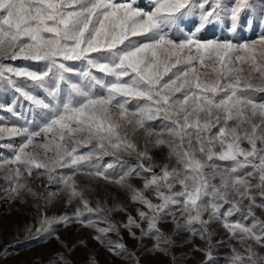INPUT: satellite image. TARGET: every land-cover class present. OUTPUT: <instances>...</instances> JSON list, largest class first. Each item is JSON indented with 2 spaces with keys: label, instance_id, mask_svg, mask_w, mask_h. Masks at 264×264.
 Returning a JSON list of instances; mask_svg holds the SVG:
<instances>
[{
  "label": "snow or ice",
  "instance_id": "1",
  "mask_svg": "<svg viewBox=\"0 0 264 264\" xmlns=\"http://www.w3.org/2000/svg\"><path fill=\"white\" fill-rule=\"evenodd\" d=\"M233 3L224 11L230 30L249 6L248 0ZM206 4L209 0H154V10L142 11L117 0H0V81L14 85L13 76L26 77L51 97L46 102L16 89L44 115L34 127L27 123L0 127V139L5 134L22 138L13 157L0 163L11 192L18 195L27 188L21 183L25 174L41 170L39 175L58 179L69 190V202L80 198L77 218L95 214L99 205L93 208L77 190L74 176L84 172L110 179L106 171L120 162L119 155L134 154L140 163L113 182L129 187L131 199L146 209L138 212L148 225L142 232L158 234L161 214L178 209L189 226L219 220L242 240L264 239V222L257 235L255 222L250 226L228 220L242 213L244 201L245 219L255 216L254 206L264 208V103H256L252 96L264 92V34L250 43L201 40L197 34L220 17L215 2L208 8ZM193 15L198 16L197 23L181 38H172L178 22ZM260 15L264 18V10ZM137 36L145 39H132ZM16 59L43 61L46 70L3 63ZM69 61L81 63L74 66ZM157 119L162 131L156 133L155 144L167 145L179 164L172 169L164 165L159 174L144 165L148 153L137 151L129 138V126L152 136L148 122ZM164 134L170 139H161ZM245 142L248 147H242ZM105 156L115 159L98 168ZM94 159L95 163H85ZM63 168L71 169V174H57ZM136 168L149 174L142 189L124 185ZM149 189L157 202L145 195ZM67 219L45 218L43 223L51 226ZM104 222L108 227L97 228L98 232L114 230ZM135 223L130 217L129 225ZM245 251L247 255L233 249L229 264H257L251 247Z\"/></svg>",
  "mask_w": 264,
  "mask_h": 264
},
{
  "label": "rangeland",
  "instance_id": "2",
  "mask_svg": "<svg viewBox=\"0 0 264 264\" xmlns=\"http://www.w3.org/2000/svg\"><path fill=\"white\" fill-rule=\"evenodd\" d=\"M118 3H131L142 11L154 10V0H117ZM213 2L219 7L220 17L212 25L207 26L198 37L207 41L212 39L230 40L232 43L252 42L264 34V24L260 12L264 10V0H248L249 6L240 14L235 30H230V19L224 14L229 6H234L233 0H209L208 8ZM198 16L183 18L178 22V28H173L170 35L174 39L181 38L189 28L197 23ZM143 41L144 36L132 37ZM96 55V54H93ZM3 63L13 67H25L31 71H45V62L25 59L4 60ZM69 65L80 66L79 61L66 62ZM15 84L0 81V127H21L26 123L30 127L41 123L44 110L32 105L17 88L46 100H51L46 89L36 86L26 77H15ZM73 77V80H76ZM63 88V85H62ZM256 103H264V92L252 93ZM135 101L132 102L134 104ZM132 105L130 104L129 107ZM11 109V110H9ZM152 126L153 135L148 136L143 129L132 131L129 126V138L137 146V151H146L150 159L143 161L145 166H153V171L160 173L161 167L178 168L176 157L170 154L167 145H156V133L162 131L161 120L148 122ZM215 131V129H214ZM161 139H170L167 134ZM19 136L9 137L7 134L0 139V163L13 157V150L21 141ZM37 141L40 138H36ZM35 142V141H34ZM31 147V146H30ZM242 147H248L245 142ZM82 149L81 151H85ZM115 158L105 156L98 168H102ZM119 161L113 168L107 169L110 179L86 175L84 172L74 176L77 190L83 193L93 208L99 205L100 211L95 214H85L77 218L76 211L80 198H72L69 202V190L57 180L49 181L47 176L39 175L41 170H33L32 175L25 174L21 183L27 188L19 194H13L9 189L7 173L0 170V264H229L233 249L245 255V249L251 247L255 253L257 264L264 261V239L259 242L252 239H241L239 234L233 236L223 227L222 221L212 220L207 225L194 223L187 225L180 210L171 214H161L157 224L159 233L142 232L147 229V221L142 220L138 212L144 206L131 199L129 187L113 182L130 168L140 163L136 155L121 153ZM95 163V159L91 162ZM222 166H228L230 161H217ZM242 170V171H246ZM68 168L58 169L57 174H71ZM136 173H139L137 175ZM149 174L136 168L124 179V185L142 189L145 177ZM258 183L256 178H250ZM30 189V190H29ZM259 189H253L258 193ZM145 195L157 202L152 191L146 190ZM257 204L261 203L257 195ZM248 202L244 201V205ZM242 205V213L247 209ZM225 204L221 213L227 209ZM254 217L244 218L242 213L228 217L229 221H240L253 225V231L261 235L260 222H264V208L254 206ZM67 217L66 223H53L48 226L43 223L45 218L54 220ZM136 221L129 225V218ZM204 218H208L205 213ZM108 221L114 230L107 234L97 231V228L108 227ZM139 225L137 227L136 225ZM116 244L124 245L123 249ZM210 253V257L208 255Z\"/></svg>",
  "mask_w": 264,
  "mask_h": 264
}]
</instances>
